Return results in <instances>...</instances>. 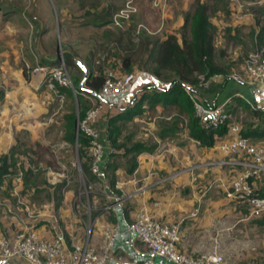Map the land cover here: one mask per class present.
I'll return each instance as SVG.
<instances>
[{"label":"crops","instance_id":"crops-1","mask_svg":"<svg viewBox=\"0 0 264 264\" xmlns=\"http://www.w3.org/2000/svg\"><path fill=\"white\" fill-rule=\"evenodd\" d=\"M92 1H79L78 12L88 17L82 22L81 31L75 39L70 37L69 30L72 27L69 28V24L65 33L63 32L64 37L60 38L61 34L56 36V25L47 21L52 17L51 12V16L43 13L46 21L36 28V32L41 33L38 34L35 51L30 48L23 57L17 54L12 59L5 58L0 62V155L14 147V157L21 162L25 156L27 160L24 162L27 165L23 167L33 170L27 185L21 181L18 184L12 182L13 187L6 188L3 184L0 187V233L13 239L19 231L26 228L34 229L42 237H51L60 232L69 245L87 239L102 252L104 227L117 223L121 232L115 238L110 252L121 257L120 262L134 264L135 260L142 259L144 255L140 243H131L128 226L136 210L144 207L160 221L179 223L178 245L183 251L193 254L207 251L212 246L213 237L218 236L221 252L227 254L228 250H233L232 253L236 255L229 254V257L240 260L238 258L247 253L244 258H249L248 254L255 252L249 234L253 231L257 235L264 228V217L248 216L244 203H237L226 195L230 181L239 170L221 164L225 153L220 144L228 138L227 133L216 136L211 146L201 145L188 135L185 128L177 131L173 137L161 139L158 136L157 122L170 119L175 114V106L164 105L161 99L152 101L145 98L141 105L143 111L133 115L127 122L137 121L138 116L147 112H155V122L151 123L156 129L155 134L152 140L147 141L145 137L141 140L156 146L153 150L135 154V167L132 171H128L131 155L124 154L122 149H112L107 138L108 118L122 109L134 107L143 93H161L168 87L167 82L140 67L138 63L133 67L136 79L131 90L103 99L101 109L89 122L98 131L100 143L106 150L101 160V179L95 183V188L85 193L79 188L74 179L76 177L67 183L65 177L61 178V172H53L49 167L44 172V177L43 172H36L38 167H35V163L36 166L37 163H42V159L50 154V147L56 146L59 149L60 154L56 155L58 157L70 145L76 146L65 140L63 129L59 131L60 135L56 140L51 136L50 130L54 128L55 122V92L44 85L42 75H35L30 71L26 76L24 67H30L29 61L34 63L41 58L55 59L63 47V50L72 53L71 48H79L83 56L73 54L87 67L84 57L89 59L91 56L92 59L95 51H100L107 45L114 46L112 40L116 38L118 28L113 32L110 22L101 24L92 19L119 7L124 0H94L91 4ZM193 1L195 0H166L161 7H155L152 0H137L138 12L127 28L129 25L133 27L132 36L144 34L164 38L170 33L178 35L184 22V14L190 10ZM60 9L61 16L67 17L66 11ZM106 27L111 28V32L104 31ZM134 39L137 40L138 36L135 35ZM115 53L108 61H115L116 68L119 69L120 58L117 55L122 54L123 50L120 48ZM4 54L3 52L2 56ZM226 88L228 93L220 100V91ZM197 92L206 106L215 105L239 92L255 107L264 110V77L253 84L237 79L228 82L217 79ZM234 107L236 110L242 108L238 104ZM127 133L131 135V141L137 140L138 134L133 128ZM250 138L264 148V138ZM28 147L31 148L26 150ZM75 159L78 161L76 153ZM66 174L68 175V169ZM71 183L74 187H70ZM253 183L260 191L264 188V178L261 175L254 178ZM110 193L118 196V200L109 198ZM109 201L113 204L112 208L104 209V204ZM241 242L244 243L240 245ZM0 264L29 263L14 258L8 261L0 259ZM153 264L172 263L154 258Z\"/></svg>","mask_w":264,"mask_h":264},{"label":"built area","instance_id":"built-area-1","mask_svg":"<svg viewBox=\"0 0 264 264\" xmlns=\"http://www.w3.org/2000/svg\"><path fill=\"white\" fill-rule=\"evenodd\" d=\"M235 1L239 3V0ZM152 3L155 7H161L166 0H152ZM137 12V0H124L113 11L110 23L115 27L124 28ZM244 69L243 73L233 70L229 76L252 84L264 77V44L257 47L254 53L249 54ZM31 73L42 75L45 86L53 90L60 100H63L64 95L57 92V85H68L74 92L76 91L61 52L55 63H37ZM222 77H224L222 73H215L209 78L201 76L199 81L186 82L184 87L190 93L194 89L206 88L212 81ZM135 79L136 71L134 70L126 72L112 67L104 68V82L100 90L96 92L97 106L93 105L85 118L77 122L76 128L80 125V129L91 137L90 144L85 151L91 175L82 171L75 178L79 188L85 193L92 191L95 183L101 179L103 155V145L98 140V132L89 125V122L101 109L103 99L131 90ZM234 96L241 97L251 106H255L239 92ZM191 97L195 104V114L200 118L204 127H217L220 124L227 126L225 133L228 138L220 144V148L225 153L221 164L236 167L239 170L230 181L226 195L237 203L246 204L248 216L264 217V193H259L253 183L254 178L264 174V148L254 143L250 137L241 134V124L233 119V113L227 109L233 96L212 107H206L200 103L193 94ZM74 144L77 152V141ZM77 166L79 170L80 164L78 163ZM60 176L65 177L66 182L69 183L70 178L66 173L61 172ZM109 198L118 200L119 197L110 193ZM112 206V202L109 201L104 204V209L112 208ZM128 230L131 243H140L144 249V257L135 260L134 264H153L154 258H160L172 264H226L218 236L213 237L212 246L207 251L199 254L183 251L178 245L180 241L179 223L160 221L144 207L136 210ZM120 232L121 228L117 223L104 227L102 252H99L87 239L69 245L63 233L60 232L51 237H42L34 229L26 228L19 231L13 239H8L0 233V259L8 261L17 258L29 264H115L120 262L121 257L113 255L110 250Z\"/></svg>","mask_w":264,"mask_h":264},{"label":"trees","instance_id":"trees-1","mask_svg":"<svg viewBox=\"0 0 264 264\" xmlns=\"http://www.w3.org/2000/svg\"><path fill=\"white\" fill-rule=\"evenodd\" d=\"M94 2L93 0L91 4ZM5 8V15L15 14L18 11L17 7H13L11 3L7 2ZM117 8L108 11L101 17L93 18V22H100L101 24L110 22L111 15ZM208 10L209 5L206 1L195 0L192 9L184 14V22L178 31L179 34L170 33L164 38L138 34V39L135 40L134 35H131L134 30L132 26L129 25L127 30L118 27L119 34L117 33L116 38L114 37L112 40L115 45L112 47L107 45L101 50L104 53V60L102 63L100 61L95 62V69L87 67L89 75L83 85H81L84 77L83 68L77 63V59L72 52L61 48V54L65 59L66 65L71 69V79L76 90L74 92L68 85H57V92L63 94L64 98L67 97L71 101L68 111L62 117L63 137L71 143L77 141V156L80 168L84 173L91 175L85 152L90 144L91 137L79 127L76 128V125L93 108V101L98 100L96 92L100 90L104 82L105 67L103 62L107 59L109 60L111 55H116V48L123 50L122 54L118 53L117 55L120 58L119 69L121 71H133L134 64L138 63L140 67L152 72L160 80L168 83L165 91L161 93H143L134 107L122 109L118 114L109 117L107 120V138L112 149H122L124 154L131 155V164L128 171H132L135 167L134 156L136 153L153 150L156 146V144L142 140L131 141L130 134H126L124 139L120 141L125 122L130 120L133 115L140 114L143 111L141 105L145 98H150L152 101L161 99L164 105L171 104L175 106V114L170 119H162L157 122L159 128L158 136L161 139L173 137L177 131L185 128L188 131V135L201 145L211 146L216 136L226 132L227 126L225 124L210 128L203 126L200 118L195 114V104L191 97V94H193L202 103L199 100L198 89H194L189 93L184 87L186 82L194 83L199 81L201 76L209 78L215 73H222L226 77L224 78L226 81L230 78L226 75L229 73L227 71L229 66L222 65L214 59L215 26L210 20ZM254 11L257 20L261 21L259 16H263L262 20L264 22V8H254ZM255 36L259 44L258 47H260L264 44V23L259 25ZM220 52L223 54V50ZM56 61L57 57L51 60L41 58L38 62L40 64H53ZM28 75L26 74V76ZM202 104L205 105L204 103ZM235 104L249 110L255 120L245 122L241 126V134L253 138H264V110L260 107L251 106L241 97L233 96L227 105V109L232 113L236 107H234ZM14 153V147H12L7 153L0 155V185L4 183V180L11 172L16 170L17 160L14 157ZM35 167H37L36 164ZM32 172L31 168L24 169L22 177L24 185L28 184L29 175ZM36 172H39L38 168ZM8 178V182L11 183L12 179ZM92 178L95 179L96 177ZM263 189L260 191L256 188L259 193H264Z\"/></svg>","mask_w":264,"mask_h":264},{"label":"rangeland","instance_id":"rangeland-1","mask_svg":"<svg viewBox=\"0 0 264 264\" xmlns=\"http://www.w3.org/2000/svg\"><path fill=\"white\" fill-rule=\"evenodd\" d=\"M79 1L81 0H0V62L5 58L12 59L14 55L25 56L30 48L35 51L37 41L39 39L38 34L40 35V31L36 32V28L38 25L41 27L42 23L46 21L45 17L42 16L43 13L52 14V17L49 18L47 21L49 24L56 25V32L55 35L60 36V38L64 37V31L68 28L72 27L69 30V34L71 38H76L79 31H81L82 22H84L85 17L87 18L88 15L84 16V14H80L78 11L79 8ZM206 3L209 5V17L211 22L215 26V36H214V45H215V54L214 59L216 62L229 66L227 71L229 73L231 71H240L244 72V67L247 63V59L249 58L250 53H254L256 48L258 47V41L256 40V32L259 29V25L263 22V16H259L260 20H257V16H255L254 8L263 7L264 8V0L254 1V0H239L237 3L235 0H205ZM11 3L13 7H17V13H10L5 15L4 9L5 4ZM124 2V1H123ZM195 1H193L190 5V10L193 7ZM64 9L67 14V17L61 16L62 10ZM249 14L251 18L247 15ZM51 16V15H50ZM134 18V17H133ZM239 21V22H238ZM241 21V22H240ZM134 23V20L132 21ZM111 25V24H110ZM126 24L124 28H127ZM112 26V25H111ZM135 26V24L133 25ZM113 32L117 31L118 27L112 26ZM45 28V27H44ZM59 29L62 31H59ZM108 30L111 32V28L106 27L104 31ZM64 32V33H63ZM253 32V34H252ZM138 36V34H134V36ZM64 48V47H63ZM74 48V47H73ZM72 51L77 56H83V52L79 51V48ZM77 48V47H76ZM111 49V48H110ZM118 49L116 48L115 51ZM223 50V54L220 52ZM113 51V50H112ZM5 53V56H2V53ZM104 53L100 51H95L92 59L91 56L84 57L87 63V67H91L95 69L94 63L99 60L100 63L104 60ZM19 56V57H20ZM142 57V56H141ZM111 58V57H110ZM109 58V60H111ZM91 59V60H90ZM38 62V61H37ZM37 62L31 63L28 62L30 67L25 69L26 74H29L32 68L35 66ZM104 67H112L116 68L115 61H108V59L103 62ZM139 65V64H138ZM226 67V66H225ZM68 71L71 76V69L68 68ZM229 73L226 74L227 77ZM226 77L220 78L224 79ZM234 78H228V81H231ZM213 82V81H212ZM211 82V83H212ZM210 83V85H211ZM2 86L0 85V90ZM227 88L224 91H220V100H222L226 93H228ZM245 93L249 92L246 91ZM252 98V97H251ZM201 100V97H199ZM93 101V100H92ZM93 104L97 106V101H93ZM71 105L70 99L60 100L58 96L55 98V108H54V128L50 130L51 136L53 139L56 140L59 137V131L62 130L63 125V114L68 111L69 106ZM155 112H147L146 114L140 115L137 118V121L125 122V126L123 128L124 134L121 136L120 141L124 139V136L128 134V130L130 131L132 128L137 132L136 139L141 140L143 137L146 138L147 141L152 140L153 135L155 134L156 129L151 126L152 122H155ZM233 119L238 121L241 126L244 125L245 122L248 121H255L251 116V113L246 108L241 109H234L233 112ZM258 122V121H257ZM80 128V125H79ZM98 132V131H97ZM130 133V132H129ZM144 138V140H145ZM98 139L100 141V135L98 133ZM104 147V146H103ZM31 147H28L26 150H29ZM50 154L43 158L42 163L38 164L37 167L39 172H43V177L45 176L44 172L47 169H51L53 172H63L66 173L68 169V176L70 180L78 175V173L82 172L81 168L78 170L77 164L79 162L75 159V153L77 156L76 148L74 145H70L66 151L64 150V154L61 156L56 157L59 153V149L56 146L50 147ZM75 149V150H74ZM105 147L103 148V152H105ZM27 157L29 155L27 154ZM78 157V156H77ZM17 160V159H16ZM27 158L24 156L23 161L21 162L17 160L16 162V170L11 172L6 180H4L3 185L6 188L13 187L12 182L18 184V182L23 181L24 175V167L27 165L26 161ZM39 160V159H38ZM29 163V162H28ZM36 164V163H35ZM49 167V168H48ZM21 172V173H19ZM42 175V174H41ZM20 176V177H19ZM10 177L12 182L9 183L8 180ZM41 178V177H40ZM261 178H264V175L261 174ZM75 179V178H74ZM259 180V179H258ZM46 181V180H44ZM44 181L41 183L43 184ZM46 185L48 183H45ZM2 185H0L1 187ZM74 187V184L71 183L70 187ZM44 200V199H42ZM247 235V234H246ZM250 240L251 244L254 246V251L251 254H248L249 258H244V253L242 258L229 257L228 255L235 254L232 253L233 250H228V253H223L226 264H237L236 261H239L238 264H262L264 261V228H261V231H258L257 235L255 233H250ZM248 236V235H247ZM244 241V240H243ZM244 243L241 242L240 245ZM252 249V247H251ZM142 250L143 247H142ZM253 255V256H252Z\"/></svg>","mask_w":264,"mask_h":264},{"label":"water","instance_id":"water-1","mask_svg":"<svg viewBox=\"0 0 264 264\" xmlns=\"http://www.w3.org/2000/svg\"><path fill=\"white\" fill-rule=\"evenodd\" d=\"M77 63L83 68V71H84V77H83V80L81 82V85H83L84 81L86 80V78L89 75V70L86 67V65H84V63L82 61L77 60ZM115 264H128V263L127 262H118V263H115Z\"/></svg>","mask_w":264,"mask_h":264}]
</instances>
